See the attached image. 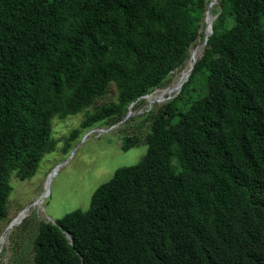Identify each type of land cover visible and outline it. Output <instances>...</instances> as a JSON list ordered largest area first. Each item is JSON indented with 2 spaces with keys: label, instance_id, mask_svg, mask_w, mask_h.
Returning a JSON list of instances; mask_svg holds the SVG:
<instances>
[{
  "label": "trees",
  "instance_id": "trees-1",
  "mask_svg": "<svg viewBox=\"0 0 264 264\" xmlns=\"http://www.w3.org/2000/svg\"><path fill=\"white\" fill-rule=\"evenodd\" d=\"M211 0H0V222L11 178L55 144L51 119L112 83L118 101L84 128L122 120L204 39ZM213 32L149 130L87 209L41 221L31 264H264V0H218Z\"/></svg>",
  "mask_w": 264,
  "mask_h": 264
},
{
  "label": "rangeland",
  "instance_id": "rangeland-1",
  "mask_svg": "<svg viewBox=\"0 0 264 264\" xmlns=\"http://www.w3.org/2000/svg\"><path fill=\"white\" fill-rule=\"evenodd\" d=\"M200 31L205 32L203 24ZM202 41L203 38L198 37L190 52L198 47L200 56L204 50L200 46ZM187 63L188 60L184 67L172 72L167 83L151 93L173 85ZM117 101L118 92L112 83L108 92L86 109L67 116L56 114L51 119L55 144L44 154L35 174L26 179L12 175L8 214L0 222V243L3 241L0 264H31L33 238L41 221L55 222L68 212L87 209L94 191L111 179L118 168L138 163L147 153L146 143L123 149L122 135L138 133L143 136L151 125L148 119L151 111H156L167 100L157 102L141 97L127 107L122 121L111 123L105 119L91 128H84L89 118L87 113ZM24 209L22 221L7 230L9 222Z\"/></svg>",
  "mask_w": 264,
  "mask_h": 264
},
{
  "label": "water",
  "instance_id": "water-1",
  "mask_svg": "<svg viewBox=\"0 0 264 264\" xmlns=\"http://www.w3.org/2000/svg\"><path fill=\"white\" fill-rule=\"evenodd\" d=\"M217 3H218V0H211V1L207 4V7H206V11H205V15H204V22H205V35H204V39H203L202 43L200 44V46L203 47V48H205L206 44L208 43L209 36H210V35L212 34V32H213V23H211L210 14H212V12H211V8H212V6H213L214 4H217ZM213 16H214V18H216L217 15H213ZM202 53H203V52H202ZM201 55H202V54H201ZM201 55H200V56H201ZM196 61H197V60H195L194 63H193V65L189 68V70H188L186 76L184 77V79H182V81H181L180 83H178V85L176 86V91H175L172 95L168 96L165 100L172 99V98H174L176 95H178V94L180 93V91H181V89H182V86H183V84L188 80V78H189V76H190V74H191V72H192V70H193V68H194V65H195ZM148 95H149V94H145V95H143V96H141V97H147ZM141 97H140V98H141ZM133 103H134V102H132L131 104H133ZM131 104H130V105H131ZM130 105H129V106H130ZM92 130H93V129H91V131H92ZM25 212H26L25 209L22 210V211L20 212V214L18 215V216H20L19 219L16 220V218H18V216H17L16 218L12 219V220L9 222L8 226L6 227L7 230H10V229H12L14 226L18 225V224L22 221V219L24 218V216H25Z\"/></svg>",
  "mask_w": 264,
  "mask_h": 264
},
{
  "label": "bare ground",
  "instance_id": "bare-ground-1",
  "mask_svg": "<svg viewBox=\"0 0 264 264\" xmlns=\"http://www.w3.org/2000/svg\"><path fill=\"white\" fill-rule=\"evenodd\" d=\"M215 5V4H214ZM210 19H211V23H213V20L215 19L214 16L212 14H210ZM200 48L198 47H195V48H192L191 49V52H190V56H189V59H188V63H187V66L186 68H184V70L181 72V74L179 75L178 79L174 82L173 85L171 86H168L167 88L165 89H162V90H156L154 91L153 93L149 94L147 97V99H149L150 101H157V102H162V101H165V99L172 95L175 91H176V86L178 85V83H180L182 81V79H184V77L186 76L189 68L193 65L194 61L198 59L199 57V54H200ZM26 213V212H25ZM18 216V215H17ZM16 216V217H17ZM15 217V218H16ZM20 216H18L17 219H19ZM2 242L0 243V251H1V248H2Z\"/></svg>",
  "mask_w": 264,
  "mask_h": 264
},
{
  "label": "flooded vegetation",
  "instance_id": "flooded-vegetation-1",
  "mask_svg": "<svg viewBox=\"0 0 264 264\" xmlns=\"http://www.w3.org/2000/svg\"><path fill=\"white\" fill-rule=\"evenodd\" d=\"M120 121H122V120H120ZM121 141H123V139ZM121 147H122V144H121Z\"/></svg>",
  "mask_w": 264,
  "mask_h": 264
}]
</instances>
